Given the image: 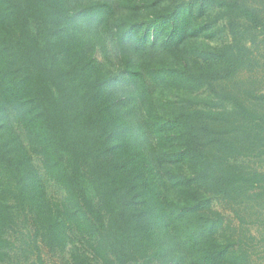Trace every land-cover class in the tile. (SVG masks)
Masks as SVG:
<instances>
[{
	"label": "trees",
	"instance_id": "trees-1",
	"mask_svg": "<svg viewBox=\"0 0 264 264\" xmlns=\"http://www.w3.org/2000/svg\"><path fill=\"white\" fill-rule=\"evenodd\" d=\"M162 1L0 0V264H44L73 232L72 264L264 260V0Z\"/></svg>",
	"mask_w": 264,
	"mask_h": 264
},
{
	"label": "rangeland",
	"instance_id": "rangeland-1",
	"mask_svg": "<svg viewBox=\"0 0 264 264\" xmlns=\"http://www.w3.org/2000/svg\"><path fill=\"white\" fill-rule=\"evenodd\" d=\"M111 2L113 6H116L115 0H111ZM188 2L189 0H163L162 6L164 7L182 6L183 4H186ZM135 19L138 23L140 32L146 35L147 38L146 40L147 42H149L148 45L149 50L151 54L154 55L155 61H161L162 59L166 58L167 53L163 50L162 46H160L162 40L159 39L157 40V42H155L156 39L154 37L153 32L149 31L148 26L145 25L146 16L144 14H139L136 16ZM219 26L224 28L226 26V22L222 21ZM230 41H231V36L228 33V31L225 29L218 37L212 40L207 39L205 37L194 38L179 50L176 60L178 62L190 61L195 47H202L206 45L218 46L229 43ZM108 56L109 57H105V55L100 49H98V51L96 52V58L104 68L112 70L113 73L115 74H119L121 69H120V54L118 47L117 46L115 47L113 44L109 43ZM151 88L153 89L155 98L158 99L159 98L158 92L160 90L156 91V86H151ZM167 93H168L167 96L172 99L181 98L184 96L183 93H178V92H167ZM200 96L202 98H206L208 97V94L205 92L203 94H200ZM18 132L20 131L18 130ZM35 158L36 157H34L35 165L38 168H40V162ZM40 174L45 183L47 196L52 200L64 201L65 200L64 191L61 190L58 186H56L55 183L50 181L45 176L44 172H40ZM213 205H214V209L216 210L219 211L225 210V206L218 199L214 198ZM224 213L229 217V212L224 211ZM31 225L32 224L30 222L29 226ZM70 236H71L70 237L71 243L63 251H57L55 253H52L44 245L41 246L42 258L44 260V264H72V253L76 248L81 250L80 251L81 253H84L85 255L89 256L88 239L84 236L79 235L77 232L71 233ZM3 264H22V263H17L16 261H9ZM28 264H37L36 259L32 257L31 260L28 262ZM257 264H264V260L260 259Z\"/></svg>",
	"mask_w": 264,
	"mask_h": 264
}]
</instances>
